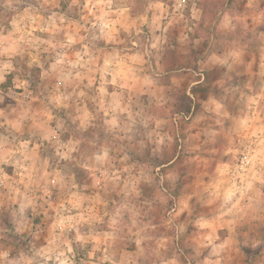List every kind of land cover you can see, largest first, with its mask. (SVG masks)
<instances>
[{"label": "rangeland", "instance_id": "1", "mask_svg": "<svg viewBox=\"0 0 264 264\" xmlns=\"http://www.w3.org/2000/svg\"><path fill=\"white\" fill-rule=\"evenodd\" d=\"M182 1L0 0V115L30 113L34 131L0 129V144L33 147L24 166L0 154V264H264V76L247 89L257 103H228L249 112L239 136L247 123L218 133L213 114L185 119L183 86L127 102L91 71L142 16L148 48L161 16L173 42L197 26L224 38L217 19L232 0Z\"/></svg>", "mask_w": 264, "mask_h": 264}, {"label": "crops", "instance_id": "2", "mask_svg": "<svg viewBox=\"0 0 264 264\" xmlns=\"http://www.w3.org/2000/svg\"><path fill=\"white\" fill-rule=\"evenodd\" d=\"M235 1H241L243 7L256 8L255 15L244 17L246 11H241L239 7L235 9L233 7ZM228 3L225 5L228 9L217 19V31H220L218 36L225 35L221 39L214 38V35L211 38L207 37L205 30L198 29L197 26L193 30V33L197 34L189 36L188 33L185 35L181 33V38H179L181 42H173L168 38L169 36L166 37L168 27L164 29L162 26L165 25L163 21L165 17L161 16L159 17L161 31L156 32L157 28H152V32L158 34L155 41L157 44L148 48V43H145V40L148 41V33L143 27L147 23V28H150L151 21L148 20V16H142V22L134 27V36L130 38V41H126L123 45L119 39L120 43L114 40L113 47L110 45L99 47L103 50L101 64L99 65L100 58L98 57L95 68L91 67L95 81L100 85L106 82L105 92L111 89L110 86L115 85L123 95H128L127 102H137L140 98L146 97L147 100L160 103L161 99L170 98L172 88L183 86V97L186 103H189L186 112L182 113L185 114V119L195 118L199 113L202 115L205 113L206 117L213 114L215 119L222 124L217 130L218 133H223L225 124H228V127L230 124L229 128H232L233 121L236 123L242 121L247 123L248 127L242 128V126L235 125L237 134L239 136L250 134L251 128L248 124L250 121L247 116L249 112L247 111L246 115L240 109L229 110L228 103H257V94L247 89L253 87L254 79H258L260 75L264 76V0H232V7H229ZM200 18L206 21L203 14ZM170 20L173 19L170 17ZM185 23L188 27V21L185 20ZM242 23H246V27H243ZM112 27L110 26L111 29ZM152 27H154L153 24ZM112 39H116L115 35L107 32L103 40L105 44H108ZM255 41L257 47L252 46ZM93 53L91 49V55ZM29 54L33 53L29 52ZM194 54L197 55V59L192 58ZM1 73L2 70H0ZM135 85L137 89L140 88L139 94L133 92ZM161 88L165 89L167 95L164 98L153 100L155 93ZM231 88L233 93L232 97H229L228 93ZM25 96L30 97L27 93ZM21 102L23 101H19ZM255 108L253 106V109ZM2 112L3 110L0 109V114ZM6 114V116L0 115V129L6 127L11 134L15 133L13 131H27L30 134L34 132L32 120L28 116L30 113H25L20 119H15L10 112ZM2 116L7 120L3 121ZM195 133L199 134V132ZM25 143L26 141L23 144L2 143L0 154L3 153L2 156L5 158L18 160L24 166L23 155L28 153L29 149H33ZM12 159L9 160L13 161ZM11 229L19 231V228L13 226ZM14 238L18 240V243L27 239L22 234L15 235Z\"/></svg>", "mask_w": 264, "mask_h": 264}, {"label": "built area", "instance_id": "3", "mask_svg": "<svg viewBox=\"0 0 264 264\" xmlns=\"http://www.w3.org/2000/svg\"><path fill=\"white\" fill-rule=\"evenodd\" d=\"M182 3H184V0L182 1ZM181 6H182V4L180 3L179 7H181ZM262 89L264 91V86H263ZM240 163H241L240 167L243 168L244 165H248L250 163V160L248 159L247 156H242V159H241Z\"/></svg>", "mask_w": 264, "mask_h": 264}, {"label": "clouds", "instance_id": "4", "mask_svg": "<svg viewBox=\"0 0 264 264\" xmlns=\"http://www.w3.org/2000/svg\"><path fill=\"white\" fill-rule=\"evenodd\" d=\"M261 143L264 144V139L261 140ZM262 151H264V150H262ZM260 155H261V153H259V152L256 154V156H260ZM256 156H253L252 159L255 160ZM261 160H262V162H264V156L261 157ZM254 178L259 179V176H255ZM243 179H247V177H243Z\"/></svg>", "mask_w": 264, "mask_h": 264}]
</instances>
